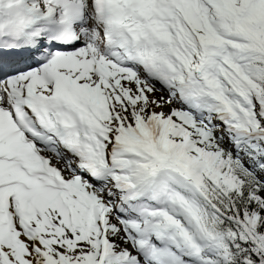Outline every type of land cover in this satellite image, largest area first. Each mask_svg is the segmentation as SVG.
I'll return each mask as SVG.
<instances>
[{"label": "snow or ice", "instance_id": "6c2138e0", "mask_svg": "<svg viewBox=\"0 0 264 264\" xmlns=\"http://www.w3.org/2000/svg\"><path fill=\"white\" fill-rule=\"evenodd\" d=\"M0 264H264V0H0Z\"/></svg>", "mask_w": 264, "mask_h": 264}]
</instances>
